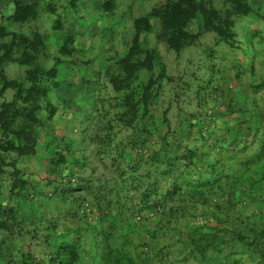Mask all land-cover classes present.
Instances as JSON below:
<instances>
[{"label":"rangeland","instance_id":"374dc122","mask_svg":"<svg viewBox=\"0 0 264 264\" xmlns=\"http://www.w3.org/2000/svg\"><path fill=\"white\" fill-rule=\"evenodd\" d=\"M175 1L0 0V109L24 107L4 78L28 86V68H54L38 77L47 93L37 121L9 120L31 132L32 149H0V221L16 211L12 230L0 227V264H107L111 247L128 264L260 261L250 240L264 231V0H243L248 13L234 0H193L179 51L158 36L174 28L165 20ZM17 3L33 7L22 21ZM147 13L153 31L142 45L161 64L137 71L130 87L146 100L124 120L127 90L115 91L111 76ZM23 35L38 45L30 63L20 61ZM9 137L0 129V142ZM15 177L25 189L11 190ZM80 177L91 185L55 192ZM200 233L220 249L199 255Z\"/></svg>","mask_w":264,"mask_h":264},{"label":"trees","instance_id":"16d2710c","mask_svg":"<svg viewBox=\"0 0 264 264\" xmlns=\"http://www.w3.org/2000/svg\"><path fill=\"white\" fill-rule=\"evenodd\" d=\"M234 3L235 8L238 12L248 13L251 10L250 5L248 3H245L243 0H234ZM197 10L198 6L193 0H176L170 5L169 13L167 14L165 20V22L167 23L170 22L167 25H170L173 22L174 28L170 30L166 29L167 31L169 30L168 35L166 33L164 34V32H161L158 34V36L167 38L168 43L173 48L178 51L181 50L191 39L192 35L187 31L186 26L191 16H193V13H195ZM31 12H33V7L31 5L17 3V7L13 14V17L15 20L22 21L26 19L27 15ZM166 27L167 26L165 25V28ZM134 28L135 35L128 53L124 58H122L121 69L120 71L114 72L111 76V82L115 91L127 90V93L124 95L123 99L125 100V104L128 107L121 114V117L124 120L125 118L131 119L132 116H135L138 110L137 105L139 101L146 100V92H142L141 94L139 93L140 96L135 99V95L138 93H136V91L133 88L131 89L130 87L133 81L137 78V71L141 68H151L156 64H161L160 56L157 50L150 49L146 45H142V43H148V39L146 38V36H143L141 38L142 33L147 34L153 31L151 13L136 17L134 21ZM11 34L12 36H16V33L12 32ZM20 38L26 46L24 47L22 53L23 57L20 59V61L22 63H30L34 60L35 54H32L28 48H33L32 50L37 51L38 45H36V42H34L32 38L28 39L24 35L20 36ZM10 45L7 49L8 51L11 50ZM53 70L54 68L45 69L41 65H36L35 67L28 68L26 71V80L30 82L28 86L23 85L19 81H9L5 78L3 79L4 86L11 85L10 82H13L12 86L16 88V97L22 101L24 107L19 109L13 107L11 108V111L7 109H0V129L2 131L8 130V132H11L13 134V137H9V139H6V141L0 142V149L2 151L9 152L13 150L17 151L20 154H23L28 153L32 149L33 137L31 135V132L27 130L26 126H21L19 128L17 127V129H10L9 120H13L14 117L23 116L26 120L37 121V118L34 115V111L38 108L39 105L36 104V101L41 96H44L47 93V91L42 87V85L39 84L38 77H40L42 74L52 72ZM149 84H154V81H151ZM146 89H148V86H146ZM6 105L10 106V102H7ZM52 110L53 109L51 108V112H53ZM187 156L189 158L192 157L191 155ZM60 158L61 162H63L64 158ZM5 164L7 163L0 151V171L4 169L3 166ZM86 180L88 179L80 177L78 179V182L75 183V185L72 184L70 181L66 184L62 183L59 187L55 189V192L59 194L62 198H67L68 195L74 192L75 190L83 189L86 186H90V183H85ZM12 181L13 184L11 186V190L13 191L15 189H25L28 183L26 179L19 177L13 178ZM154 182L157 181L151 180V182L146 185V189H144L145 193L143 192L144 194L142 195V198H145V200H149L148 197L152 191L148 190H154L149 186H152ZM3 216H5V219L0 221V227L4 228L5 230L11 231L12 226L10 222L16 220L15 209H13V207H10L4 210ZM192 240L194 244V249L201 256H205L206 252L210 248L220 249V247H218L220 245V241H215V239L213 241H209L206 239V235H201V233L197 238L193 237ZM250 244L256 248L257 252H259L260 261L246 264H264V231H257L253 239L250 240ZM107 254H109V257H107L106 260L107 264H128L125 261L124 257L117 253V249H112L111 247L107 251ZM70 256H73L76 259V250L74 248H71ZM217 260V262L220 264L223 262L222 259ZM228 264H234V262H228Z\"/></svg>","mask_w":264,"mask_h":264}]
</instances>
